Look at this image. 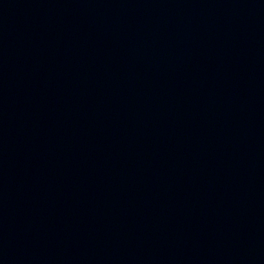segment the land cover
<instances>
[{
  "label": "water",
  "instance_id": "obj_1",
  "mask_svg": "<svg viewBox=\"0 0 264 264\" xmlns=\"http://www.w3.org/2000/svg\"><path fill=\"white\" fill-rule=\"evenodd\" d=\"M0 264H264V0H0Z\"/></svg>",
  "mask_w": 264,
  "mask_h": 264
}]
</instances>
